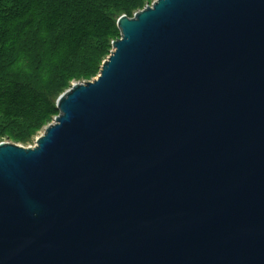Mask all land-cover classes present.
Here are the masks:
<instances>
[{
  "label": "water",
  "instance_id": "95a60500",
  "mask_svg": "<svg viewBox=\"0 0 264 264\" xmlns=\"http://www.w3.org/2000/svg\"><path fill=\"white\" fill-rule=\"evenodd\" d=\"M34 147L0 143V264H264V0H156Z\"/></svg>",
  "mask_w": 264,
  "mask_h": 264
},
{
  "label": "trees",
  "instance_id": "16d2710c",
  "mask_svg": "<svg viewBox=\"0 0 264 264\" xmlns=\"http://www.w3.org/2000/svg\"><path fill=\"white\" fill-rule=\"evenodd\" d=\"M140 1L145 0H0V77L24 55L15 53L32 28L39 36H49L51 51L44 63L49 69L71 71L85 61L94 63L98 46L93 39L114 36L121 14ZM0 94V114L7 117H16L20 105L33 96L21 88H6ZM52 109L58 110L57 102Z\"/></svg>",
  "mask_w": 264,
  "mask_h": 264
},
{
  "label": "rangeland",
  "instance_id": "374dc122",
  "mask_svg": "<svg viewBox=\"0 0 264 264\" xmlns=\"http://www.w3.org/2000/svg\"><path fill=\"white\" fill-rule=\"evenodd\" d=\"M156 0H145L129 6V10L122 13L133 17ZM118 26V25H117ZM121 37L118 31L108 38L93 39L98 46L94 63L75 66L71 71L66 68L45 66L51 47L46 42L47 35L39 36L36 28L30 29L20 42L16 56L21 55L14 68L6 66L4 75L0 77V92L7 89H22L26 93H33L29 103L20 105L19 113L15 116L0 114V143H14L23 147H34L38 138L46 128L55 122L60 114L54 111L52 105L67 92L74 84L91 81L99 76L104 62L110 56L113 42ZM90 50L87 51L89 55ZM1 95V94H0Z\"/></svg>",
  "mask_w": 264,
  "mask_h": 264
}]
</instances>
